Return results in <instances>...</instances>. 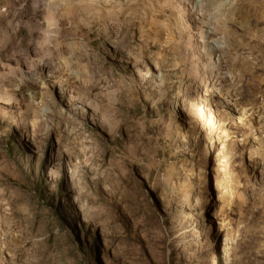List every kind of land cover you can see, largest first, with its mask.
Returning a JSON list of instances; mask_svg holds the SVG:
<instances>
[{"label":"rangeland","instance_id":"1","mask_svg":"<svg viewBox=\"0 0 264 264\" xmlns=\"http://www.w3.org/2000/svg\"><path fill=\"white\" fill-rule=\"evenodd\" d=\"M0 264H264V0H0Z\"/></svg>","mask_w":264,"mask_h":264}]
</instances>
